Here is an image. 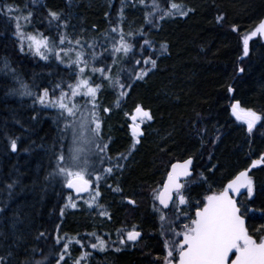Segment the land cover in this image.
Masks as SVG:
<instances>
[{
    "label": "trees",
    "instance_id": "trees-1",
    "mask_svg": "<svg viewBox=\"0 0 264 264\" xmlns=\"http://www.w3.org/2000/svg\"><path fill=\"white\" fill-rule=\"evenodd\" d=\"M172 2L191 11L149 24L145 14L153 11L152 0H144V4L140 0H0V4L16 9L14 16L20 17L23 31L42 33L58 46L64 34L73 44L66 40L63 47L74 48L67 54L61 52L64 63L54 53L41 60L29 51L27 41L21 51L16 20L0 15V264H36L41 260L56 264L63 244L69 241L67 264L82 251L91 255L81 264H158L156 257L162 251L159 241L150 238L157 232L155 216L148 210V191L162 185L169 165L193 159V176L184 181L182 190L192 210L263 151L264 43L252 41L248 56L240 57L243 36L264 16V0H156L163 9ZM49 12L57 13L59 19L52 20ZM219 16L225 17L222 23H217ZM112 27H117L116 33L111 32ZM120 29L125 40L134 45L137 57L143 41H150L151 48L144 45V55L156 59L157 64L142 80L130 79L129 70L138 69L143 62L140 66L132 61L112 67L114 78L123 67V79L132 87L122 90L126 95L119 97L117 105L121 90H113L104 81L97 111L102 138L108 144L107 157L113 164L118 156L126 159L100 180L97 189L92 179L91 191L79 201H88L99 191L93 207L78 203L70 208L62 178L49 176L53 149H59L63 129L59 109L45 107L36 98L44 88L54 90L62 79L67 87L66 65L79 50L76 39L85 45L96 41L110 50L111 37L119 40ZM92 51L86 48L87 59ZM95 51L97 67L111 65L107 52L99 55V46ZM86 72L93 76L91 65ZM93 78L100 82L99 73ZM20 82L28 86L32 96L19 94ZM59 94L56 89V96ZM237 102L238 110H252L261 116L252 132L233 115L231 108ZM137 106L149 111L152 119L143 126V136L134 140L127 117ZM104 107L111 111L105 113ZM13 139L15 152L10 147ZM251 176L254 197L250 200L246 192L237 198L242 211L245 206L264 208V168ZM127 199H133L136 207ZM101 210L108 215L101 216ZM245 219L254 238L264 236V213L250 212ZM134 226L144 240L123 245L116 241ZM91 233L107 241L104 251L81 248L76 243H95ZM19 235H23L22 241L17 239Z\"/></svg>",
    "mask_w": 264,
    "mask_h": 264
},
{
    "label": "snow or ice",
    "instance_id": "snow-or-ice-1",
    "mask_svg": "<svg viewBox=\"0 0 264 264\" xmlns=\"http://www.w3.org/2000/svg\"><path fill=\"white\" fill-rule=\"evenodd\" d=\"M140 3L144 4V0H140ZM152 6L153 11L145 14L146 23L149 24H154L170 16H186L188 11H191V9L188 11L182 10V6L175 2L170 3L167 9H163L156 3V0H152ZM15 11L16 9L12 5L0 4V15H8L9 19L14 18L16 20L15 34L20 41L21 51L24 50L23 45L27 41L29 51L39 59L47 60L49 55L54 53L56 59L60 63H64L61 52L67 54L74 50L72 47H63L65 41L67 40L68 45H72L73 41L68 39L66 35L61 34L58 46L55 42H50L49 37L42 33L32 34L23 31L19 23L20 17L14 16ZM31 15L29 12L28 17H31ZM49 15L52 20L59 19L58 14L55 12H49ZM28 17H25V19L27 20ZM224 19V16H219L217 23H222ZM237 30L234 25L232 31ZM111 32L116 33L117 27H112ZM257 36L264 38V19H261L254 29L243 36L244 55L249 53V41ZM144 45L151 48L150 41L145 39L143 45L140 46V55L137 57L133 52L134 45L125 40L122 29L119 31V40L111 37L110 50L104 44H97L96 41L85 45L81 43L80 39H76L75 46L79 50L76 51L75 59L70 58L66 65L69 72L67 87L63 86L65 81L62 79L51 92L48 88H44L42 93L37 95L36 100L41 105L59 109L58 120L63 122V129L61 130V139L57 142L60 147L59 149H53L52 159L54 164L49 176L62 178L67 189L74 190L76 193L88 192L93 176L95 180L99 181L102 178V173L111 174L113 167H119V161L126 159L124 156H118L116 163L113 164L106 155L108 144L102 138V122L97 111L99 107L98 93L103 87L104 81H107L108 87L113 90H121L117 99V105H119V97L126 95L122 90L125 88L130 89L132 85L124 81L121 74L125 70L123 67L117 71L115 78L112 75V67L117 64L131 63L132 61L135 65L140 66L143 62V66L138 69L133 67L129 70V78L132 80L144 79L156 67V59H153L150 55H144ZM97 46L102 49L99 55L107 52L112 57L111 65L100 67L95 65V61L98 59V54L95 51ZM86 48L93 49L90 59L86 58L88 56ZM130 53H132L131 56H129ZM149 64L151 67H147ZM90 65L93 76L95 73L100 74L99 83L95 81L93 76L87 74L86 69ZM5 67L7 68V63H5ZM20 83L22 91L19 94L32 96L33 94L28 86L23 82ZM56 89L60 93L58 97L56 96ZM228 90L229 92L233 91L231 86ZM77 98H84V102L80 103ZM238 108V102L232 105L233 114L237 115L239 119ZM103 111L109 113L111 108L104 107ZM135 112L142 118L152 119L150 112L143 110L141 106H137ZM243 115L248 131L252 132L256 122L261 120V116L252 110H245ZM136 118V116H132L134 121ZM138 134L142 133H139L137 126L133 128V135ZM10 147L13 152L17 150L15 139L10 141ZM262 162H264V155L258 160H253L251 167L255 168ZM106 164L108 166H105ZM191 164V158L184 160L182 163H173L162 186L152 192L154 210L160 212L161 236L164 240L163 246L165 249V255L156 257V260L160 261L161 264H264V236L259 239L254 238L245 225V215L247 213L255 211L264 213V208L254 209L245 206L242 211L239 201L234 198V195H242L241 188L246 189L250 200L254 197L253 180L249 177L248 170L239 172L219 192H212V194L206 195L202 201H199L195 208L194 217L185 214V219L190 222L183 223L178 227L179 218H173L164 212L165 209H171L175 212L183 211L179 206L185 205L187 200L182 191L185 188V182H182L181 178L190 176L189 166ZM116 190L119 189H114V191ZM99 195L100 193L97 191L95 196L86 201L89 208L93 207V204L96 203V197ZM157 201L162 206L159 209H155V202ZM127 203L135 204V201L127 199ZM72 206L75 207L76 205L73 204ZM96 206L102 209V205L97 204ZM99 214L101 216L108 215L106 210H101ZM40 235L43 236L44 233H40ZM89 235L95 237V243L89 242L85 245L80 240H77L76 243L81 248L91 247L93 250L104 251L107 241L101 239L95 233ZM140 237L141 232L136 230L134 226L132 230L126 232V239L123 236L120 237L119 243L123 245L127 242H136ZM17 239L22 241L24 237L19 235ZM57 243H60L59 239ZM70 243L71 241L63 244L56 264H61V262L67 264L65 257L69 252ZM90 255L91 253L82 251L79 257L73 259L72 264H81V261ZM36 264H44V261H36Z\"/></svg>",
    "mask_w": 264,
    "mask_h": 264
},
{
    "label": "rangeland",
    "instance_id": "rangeland-1",
    "mask_svg": "<svg viewBox=\"0 0 264 264\" xmlns=\"http://www.w3.org/2000/svg\"><path fill=\"white\" fill-rule=\"evenodd\" d=\"M27 45H28V43H27ZM82 100V101H84V98H77V100L79 101V100ZM89 107H90V105H89ZM242 112H244V111H242ZM132 116H135V110L133 111V113L131 114V115H129L128 117H127V119H128V130H129V132H130V135L134 138V140H138L140 137H142L143 136V126L145 125V124H147V123H149L151 120H148L147 118H141V117H137L136 118V120L135 121H132ZM236 119L237 120H239V121H243L244 123H245V121L244 120H240V119H238L237 117H236ZM257 124L259 123V121H257L256 122ZM257 124H256V126H257ZM245 125L247 126V124L245 123ZM138 126V129L140 130V133H142V134H138V135H136V136H134L133 135V131L131 130L132 129V127H137ZM264 150V149H263ZM264 168V167H263ZM167 171H168V169H167ZM167 173V172H166ZM111 174H107V173H103L102 174V178L103 177H107V176H110ZM165 176H166V174L164 175V179H165ZM250 177H251V179H252V176H251V174H250ZM101 178V179H102ZM100 179V180H101ZM100 180L99 181H97V180H95V177H93V184H94V188L95 189H97V187H98V184H99V182H100ZM63 181V180H62ZM164 181V180H163ZM64 184V183H63ZM65 186V185H64ZM162 185H160L159 187L158 186H153L152 188H150V191H148V198H149V207H148V210H149V212L152 214V215H154L155 216V230H156V232H157V234L156 233H154V234H150V238H154L155 239V241H159V243H160V246H161V251H162V254H161V256L159 255V257H163L164 255H165V249H164V240H163V238H162V236H161V222H160V220H159V215H160V212L159 211H155L154 210V208H152V206L151 205H154V201H153V196H152V192H153V190L154 189H159L160 187H161ZM65 189V188H64ZM71 198V199H70ZM79 198H81V197H75L73 194H71V193H68V196H66V205L67 206H69L70 208H73V204H75L76 206L78 205V203L80 204V205H82V203H86V201L87 200H83V201H79ZM187 200V199H186ZM203 200V199H202ZM153 201V202H152ZM187 202H188V200H187ZM177 204H178V201H177ZM131 205V207L132 208H134V207H136V204H130ZM155 206H156V208H160L159 206H158V204H157V202H155ZM180 208H182L183 209V211L182 212H175L174 210H171V209H169V210H167V211H164L165 213H168L170 216H172L173 218H176V217H178L179 219H178V227L181 225V224H183V223H188V222H190L189 220H186L185 219V214H187L188 216H191V217H194V212H195V208L196 207H194L192 210H191V206L188 204V203H186L185 205H183V206H179ZM130 230H132V229H130ZM129 231V230H128ZM141 232V231H140ZM142 234V233H141ZM152 235V236H151ZM153 235H154V237H153ZM125 239H126V233H124V236H123ZM144 238H145V236H144ZM144 238L142 239V237H141V239L137 242V243H133V242H130V243H133V244H139L142 240H144ZM119 239L120 238H118L116 241H119ZM90 249H92L91 247H90ZM93 250V249H92ZM158 262V264H161V262L160 261H157Z\"/></svg>",
    "mask_w": 264,
    "mask_h": 264
},
{
    "label": "water",
    "instance_id": "water-1",
    "mask_svg": "<svg viewBox=\"0 0 264 264\" xmlns=\"http://www.w3.org/2000/svg\"><path fill=\"white\" fill-rule=\"evenodd\" d=\"M262 19H264V16L262 17ZM257 39H259L262 43H264V38L257 36V37L252 38V39L249 41V46H250V43H251L252 41H255V40H257ZM247 56H248V55H244V53H243L242 56L240 57V59L243 60V59H245ZM143 110H144V109H143ZM145 111H146V110H145ZM231 111H232V113H233L232 108H231ZM237 113H238L239 116H240L239 119L245 121V119H244V115H243L244 112H242V111H240V110L237 109ZM233 115H234V114H233ZM135 116H137V117H141V116H140L138 113H136V112H135ZM234 116L237 117V115H234ZM141 118H142V117H141ZM132 121H134V120L132 119ZM256 124H257V123H256ZM256 124L254 125L253 129L256 127ZM133 128H134V127H132V129H131L132 131H133ZM138 131H139V133H140V130H139V129H138ZM262 155H264V150H263V151L259 154V156H258L256 159H254V160H258V159H260V157H261ZM187 159H189V158H187ZM187 159H185V160H187ZM191 159H192V158H191ZM182 162H183V161H174V162H172V163L169 165L168 171L171 170V165H172L173 163H182ZM252 162H253V160L250 162V164H249L245 169H242V170H241V171L248 170V175H249V177H250V174H251L253 171L258 170V169L264 167V162H262V163L258 164L257 167L252 168V167H251ZM168 171H167V172H168ZM241 171H239V172H241ZM189 172H190V176H188V177H182V178H181V181H185L187 178L193 176V159H192V164L189 166ZM239 172H238V173H239ZM238 173H236L231 179H233ZM166 176H167V173H166ZM166 176H165V179H166ZM165 179H164V180H165ZM231 179H230V180H231ZM227 183H228V182H226V184H227ZM226 184H225V185H226ZM225 185H224V186H225ZM64 188H65V191H66V192L73 194L75 197H83V196H85V195L91 190V188H92V183L90 184L89 191H88V192H83V193H76L74 190L67 189L65 186H64ZM240 192H241L242 195H243V194L246 193L247 191H246V189L241 188ZM242 195H239V194L234 195V198L237 199L238 197H240V196H242ZM157 204H158V206H159L160 208L162 207V206L159 205L158 201H157ZM166 210H169V209H165L164 211H166ZM194 215H195V213H194ZM245 225H246V219H245ZM246 227H247V226H246ZM141 237H142V234H141ZM141 237L138 238V240H137L136 242H133V243H137V242L141 239ZM177 259H178V256H177Z\"/></svg>",
    "mask_w": 264,
    "mask_h": 264
},
{
    "label": "bare ground",
    "instance_id": "bare-ground-1",
    "mask_svg": "<svg viewBox=\"0 0 264 264\" xmlns=\"http://www.w3.org/2000/svg\"><path fill=\"white\" fill-rule=\"evenodd\" d=\"M182 161H184V160H182ZM191 177H192V176H191ZM191 177H189V178H191ZM189 178H187V179H189ZM187 179H186V180H187ZM182 182H184V181H182Z\"/></svg>",
    "mask_w": 264,
    "mask_h": 264
},
{
    "label": "flooded vegetation",
    "instance_id": "flooded-vegetation-1",
    "mask_svg": "<svg viewBox=\"0 0 264 264\" xmlns=\"http://www.w3.org/2000/svg\"><path fill=\"white\" fill-rule=\"evenodd\" d=\"M169 168V167H168Z\"/></svg>",
    "mask_w": 264,
    "mask_h": 264
}]
</instances>
